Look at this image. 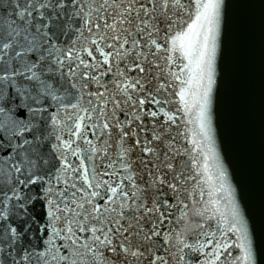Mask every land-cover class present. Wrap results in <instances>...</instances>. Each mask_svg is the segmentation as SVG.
<instances>
[{"label":"snow or ice","instance_id":"1","mask_svg":"<svg viewBox=\"0 0 264 264\" xmlns=\"http://www.w3.org/2000/svg\"><path fill=\"white\" fill-rule=\"evenodd\" d=\"M0 264H264V0H0Z\"/></svg>","mask_w":264,"mask_h":264},{"label":"water","instance_id":"2","mask_svg":"<svg viewBox=\"0 0 264 264\" xmlns=\"http://www.w3.org/2000/svg\"><path fill=\"white\" fill-rule=\"evenodd\" d=\"M233 3L234 2L233 0ZM233 8V26L236 36V57L234 64L233 80L235 104H233L232 96L229 100L231 109V121L233 130L238 141L241 144L246 143L249 139L257 140V150L259 143V119L260 118V87H261V63H260V35L257 27L252 41V53L249 55L244 47V39L247 34L250 19L255 16L257 21L259 18L258 10H242ZM252 14V15H250ZM251 102L252 110L245 114L240 105ZM258 108V110H254ZM248 115V116H247Z\"/></svg>","mask_w":264,"mask_h":264}]
</instances>
